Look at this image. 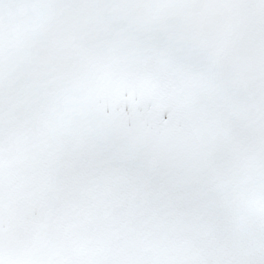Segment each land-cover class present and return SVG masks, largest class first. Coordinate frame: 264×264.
I'll use <instances>...</instances> for the list:
<instances>
[{
  "label": "snow or ice",
  "instance_id": "obj_1",
  "mask_svg": "<svg viewBox=\"0 0 264 264\" xmlns=\"http://www.w3.org/2000/svg\"><path fill=\"white\" fill-rule=\"evenodd\" d=\"M0 264H264V0H0Z\"/></svg>",
  "mask_w": 264,
  "mask_h": 264
}]
</instances>
